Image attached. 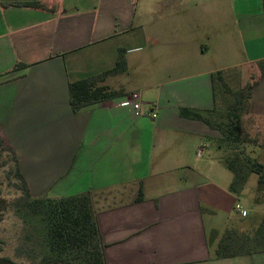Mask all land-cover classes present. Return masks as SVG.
<instances>
[{
    "label": "crops",
    "instance_id": "0c3cea01",
    "mask_svg": "<svg viewBox=\"0 0 264 264\" xmlns=\"http://www.w3.org/2000/svg\"><path fill=\"white\" fill-rule=\"evenodd\" d=\"M33 2L48 9L19 5ZM198 32L203 39L186 42ZM122 50L127 71L98 85L124 95L74 113L69 83L112 70ZM137 52L143 68L130 76ZM262 60L264 0H0V138L32 198H91L106 264H264V252L215 258L209 235L229 228L207 226L205 190L219 185L197 167L213 170L214 162L195 153L218 146L221 135L180 115L214 107V73L258 79ZM134 93L141 117L123 105ZM247 114L264 126V78ZM240 225L230 228L258 226Z\"/></svg>",
    "mask_w": 264,
    "mask_h": 264
},
{
    "label": "trees",
    "instance_id": "16d2710c",
    "mask_svg": "<svg viewBox=\"0 0 264 264\" xmlns=\"http://www.w3.org/2000/svg\"><path fill=\"white\" fill-rule=\"evenodd\" d=\"M20 6L34 9H48L39 2L21 3ZM16 67H27L18 64ZM260 73L258 79L244 86L233 88L229 81L240 82L238 69L218 71L212 75L214 107L203 111L180 108L183 118L204 122L212 130L218 131L222 137L217 140L219 148H231L232 155L223 158L234 178L230 190L240 192L251 174L258 176V196L256 201L262 202L264 195V165L246 155L244 145L262 147L258 138L244 132L241 128L242 118L248 112L253 90L261 78H264V60L257 63ZM127 71L125 51H120L115 67L96 78L84 79L69 83V101L74 113L81 109L119 98L124 94L107 86L98 85L109 75H119ZM225 105V109L222 106ZM0 142H2L0 138ZM16 175L24 183L27 194L29 190L19 167ZM138 200H142V191ZM34 214L38 215L44 226V242L47 254L39 264H106L104 246L97 220L92 209L91 198L87 195L68 196L58 200L35 199L31 203ZM208 244L214 247L215 258H234L247 254L264 252V218L253 232H241L235 228L226 229L219 236L213 231ZM2 249L0 248V253ZM0 264H15L9 258H0Z\"/></svg>",
    "mask_w": 264,
    "mask_h": 264
},
{
    "label": "rangeland",
    "instance_id": "374dc122",
    "mask_svg": "<svg viewBox=\"0 0 264 264\" xmlns=\"http://www.w3.org/2000/svg\"><path fill=\"white\" fill-rule=\"evenodd\" d=\"M157 37L160 36L156 35L155 39ZM184 37L186 42L189 43L193 40L203 39L204 35L200 32L196 35L187 33ZM142 53L144 52H137L130 56V76H137L141 68H143L138 64H134L136 61L142 62V57H140ZM157 53H161L160 47L154 51V55ZM153 60L160 61V57L154 58ZM146 69L152 70L151 67ZM195 71L196 68L187 69V73H194ZM244 73L247 74L246 68L244 69ZM237 74L240 76L241 83L238 82V79L229 81L233 88H237L240 85L244 86L257 78V75L253 74L246 80L243 78L241 71H237ZM118 78L121 79H114L115 82L112 81L109 85L114 87L118 81L129 79L128 75H123ZM222 108L225 109V105ZM241 128L244 132H248L251 136L258 138L260 143H263L264 126L258 121L251 119L247 113L243 115ZM209 144L214 146L205 150L201 148L202 151L200 154L195 153V156L197 158L200 157L201 160L205 158V161L214 162L211 167L213 170L208 171L204 167L205 165L207 166V163L205 162L204 165L203 161H198L197 167L201 166V168H205L206 173L211 176V180L219 185L218 188L207 186L205 190L210 200V206L206 207L204 212L207 226L209 228L213 226L220 230V232H223L226 228L238 227L239 224H241L239 226L240 228L248 226L249 229L251 225L259 226L263 220V214H260L259 207L255 202L258 196V176L251 174L248 185L244 190L238 193L232 192L230 185L234 175L223 161V158L232 155V149L226 148L225 146L221 149L213 142ZM243 148H245L247 156L256 159L264 165V146L259 147L247 144ZM17 167L18 163L15 153L2 140L0 142V248L2 249L0 258H9L15 264H39L47 254V248L44 242L45 226L41 218L34 214L31 208V203L34 198L27 194L24 183L16 175ZM251 186L254 187V191L252 192ZM237 204L241 205L243 210L246 211L247 217H240L235 212L234 207ZM260 204L264 206V195ZM229 218L233 222H230Z\"/></svg>",
    "mask_w": 264,
    "mask_h": 264
},
{
    "label": "built area",
    "instance_id": "2783aa9c",
    "mask_svg": "<svg viewBox=\"0 0 264 264\" xmlns=\"http://www.w3.org/2000/svg\"><path fill=\"white\" fill-rule=\"evenodd\" d=\"M123 105L132 107L134 114L137 117H141L145 114L143 111V104H142L141 96L138 93L132 94L130 98L123 103ZM147 115L154 119L157 117V112L155 111L153 107H150V109L147 112ZM234 210L235 212H237L243 217L247 215L246 211L243 210V208L239 204L235 206Z\"/></svg>",
    "mask_w": 264,
    "mask_h": 264
}]
</instances>
